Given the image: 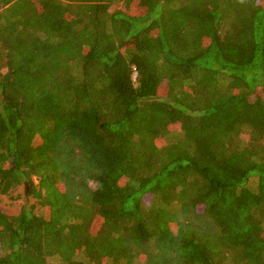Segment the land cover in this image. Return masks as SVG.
<instances>
[{
	"label": "trees",
	"instance_id": "obj_1",
	"mask_svg": "<svg viewBox=\"0 0 264 264\" xmlns=\"http://www.w3.org/2000/svg\"><path fill=\"white\" fill-rule=\"evenodd\" d=\"M25 185L0 264H264V0H0Z\"/></svg>",
	"mask_w": 264,
	"mask_h": 264
},
{
	"label": "rangeland",
	"instance_id": "obj_2",
	"mask_svg": "<svg viewBox=\"0 0 264 264\" xmlns=\"http://www.w3.org/2000/svg\"><path fill=\"white\" fill-rule=\"evenodd\" d=\"M33 183L36 185L37 181L33 178ZM17 193L20 197L16 200H10L8 197L0 195V210L7 215H17L21 208L24 206L30 205L34 202V199L29 195V186L25 185V187L18 188ZM43 213L45 218H47L49 209L44 207Z\"/></svg>",
	"mask_w": 264,
	"mask_h": 264
},
{
	"label": "water",
	"instance_id": "obj_3",
	"mask_svg": "<svg viewBox=\"0 0 264 264\" xmlns=\"http://www.w3.org/2000/svg\"><path fill=\"white\" fill-rule=\"evenodd\" d=\"M36 181L38 182V179H36Z\"/></svg>",
	"mask_w": 264,
	"mask_h": 264
}]
</instances>
